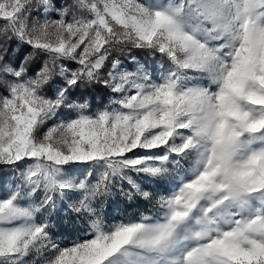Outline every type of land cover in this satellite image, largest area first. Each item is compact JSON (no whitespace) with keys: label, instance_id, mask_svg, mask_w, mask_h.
Here are the masks:
<instances>
[{"label":"snow or ice","instance_id":"obj_1","mask_svg":"<svg viewBox=\"0 0 264 264\" xmlns=\"http://www.w3.org/2000/svg\"><path fill=\"white\" fill-rule=\"evenodd\" d=\"M4 168L0 264H264V0H0Z\"/></svg>","mask_w":264,"mask_h":264},{"label":"trees","instance_id":"obj_2","mask_svg":"<svg viewBox=\"0 0 264 264\" xmlns=\"http://www.w3.org/2000/svg\"><path fill=\"white\" fill-rule=\"evenodd\" d=\"M68 3H70V0H67ZM28 52L27 49H20V51L15 52V53H9V58L13 60V62H17L18 59L22 58L23 55H26ZM131 54L136 56L137 59L142 62V63H153V59L152 57L146 55V53L142 50H137V49H132L131 50ZM128 54L125 53L124 55H122L120 58L122 60V62L128 66L131 67L129 60L127 59ZM156 59H160L159 56L157 55ZM107 93V89L104 88H100L97 90L96 93H94L92 95V97H90L91 101H92V107L93 106H100V105H104L107 103L109 96L106 95ZM4 174H11L7 172V169L4 168L2 171H0V177H2Z\"/></svg>","mask_w":264,"mask_h":264},{"label":"rangeland","instance_id":"obj_3","mask_svg":"<svg viewBox=\"0 0 264 264\" xmlns=\"http://www.w3.org/2000/svg\"><path fill=\"white\" fill-rule=\"evenodd\" d=\"M70 3H71V0H70ZM156 60L158 61L159 59H156ZM148 64L152 65L153 63H148ZM111 99H112V97L109 96L107 103L104 105H100V106L108 105L110 103ZM96 107L97 106H93L92 108L95 109ZM50 125H51V121L48 122V126H50ZM45 130H46V128H45ZM10 175L11 174H9V176ZM117 203H119V207H117ZM125 208H127V211H125ZM105 211L108 212L110 218H112V217L126 218L127 216L136 214V208L133 205H128L127 202L124 201L122 197H117V198H115L114 202L106 205ZM53 231H55V229H53Z\"/></svg>","mask_w":264,"mask_h":264}]
</instances>
